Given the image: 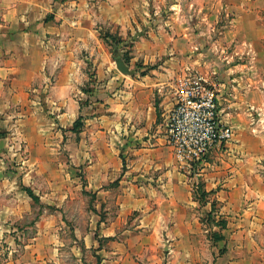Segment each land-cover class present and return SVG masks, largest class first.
I'll return each mask as SVG.
<instances>
[{"label":"crops","instance_id":"0c3cea01","mask_svg":"<svg viewBox=\"0 0 264 264\" xmlns=\"http://www.w3.org/2000/svg\"><path fill=\"white\" fill-rule=\"evenodd\" d=\"M197 1L199 32L170 21L148 39L120 0H0V210L5 222L29 210L19 186L80 213L69 251L37 245L34 264H264V0ZM211 33L234 136L199 167L198 192L165 139L166 86L194 67L193 50L209 66L214 44L193 40Z\"/></svg>","mask_w":264,"mask_h":264},{"label":"rangeland","instance_id":"374dc122","mask_svg":"<svg viewBox=\"0 0 264 264\" xmlns=\"http://www.w3.org/2000/svg\"><path fill=\"white\" fill-rule=\"evenodd\" d=\"M93 3L98 2L99 4L105 5L107 0H91ZM123 4L127 6L134 5L133 11L136 15V19L140 24L142 36H146L149 39L148 32L153 31L156 34L158 31H169V22H178V25L181 27L191 26L193 25L200 31L199 22L201 17L199 1L197 0H120ZM192 4H194L192 6ZM211 4H215L213 1ZM210 4V6H211ZM172 8V9H171ZM215 6H212V10L209 11V18L214 20L215 25L217 18L213 17V10H215ZM176 14V15H174ZM174 15V16H172ZM178 17L175 20V17ZM215 28V26H214ZM216 31V30H215ZM195 32V33H196ZM199 35V34H198ZM195 37V36H194ZM156 38H159L156 34ZM205 40L203 41L202 39ZM167 37H162L161 39L166 42ZM196 40H193L195 44L206 49L204 43L206 39L214 44L213 48L210 51L211 56H208L211 60L208 61L209 66H205L202 63V60H199V56L201 54V48L197 51L193 50V55L197 57V62L194 64L191 70H187L193 74H198L206 77L211 84V87L215 90V86L218 87L219 84H222L221 81L217 80V76L219 75V52H218V44L216 43V36L214 34H210L207 38L206 36H197ZM156 40V39H153ZM202 40V41H201ZM203 42V43H202ZM207 51H205L206 53ZM230 52V51H229ZM86 52L83 51L84 55ZM111 58L118 55L117 53H110ZM128 54H124L125 59H129ZM195 57V58H196ZM203 57H205L203 55ZM207 62V60H205ZM213 63V64H212ZM207 64V65H208ZM212 66H211V65ZM211 66V67H210ZM210 67V68H208ZM173 80L170 81V84L166 86L168 92H171V86L173 85ZM83 90H86V87H82ZM156 101V98L153 99ZM64 137H73L71 134H67ZM197 169L194 167L193 171L189 172V175L193 178L194 187L197 190L198 184H201V177L198 176L200 171L199 166L197 165ZM201 167V166H200ZM19 180V178L17 179ZM21 180V179H20ZM73 178L68 179L67 182L69 186L72 188L74 184ZM113 185V184H112ZM35 187V186H34ZM42 192H47L43 188H40ZM19 186L16 190L17 194L15 196L17 199V203L21 206H25V204H29V210H21L17 212V215L11 214V221L5 222L8 218V212L1 209L0 210V264H34L32 259H36L37 253L33 254V250H36L37 245L40 247L41 256L49 255L48 245L54 246V248L59 247V241L64 243L65 250L69 251L70 246L72 245V241L75 238L72 236L75 228H79L78 224V216L80 215L79 211L75 208L74 203H69L68 205L60 204V200L55 197L53 200L52 206H47L44 201L35 202L29 200L27 196L21 193ZM21 194V195H20ZM12 197V195H11ZM51 201V200H50ZM27 202V203H26ZM58 207L56 208V206ZM87 204H85L86 206ZM50 217L52 226H49L46 223L45 218ZM82 219H86L85 217ZM83 221L81 220V223ZM82 227V226H81ZM37 238V241L35 240ZM43 248V249H42ZM44 252H43V251ZM33 257V258H32ZM72 256L70 258H63L61 264H73ZM41 260V259H39ZM46 264H53L52 262H47Z\"/></svg>","mask_w":264,"mask_h":264},{"label":"built area","instance_id":"2783aa9c","mask_svg":"<svg viewBox=\"0 0 264 264\" xmlns=\"http://www.w3.org/2000/svg\"><path fill=\"white\" fill-rule=\"evenodd\" d=\"M171 89L165 139L179 168L189 174L212 152H224L234 132L222 120L217 92L206 77L188 72L175 79Z\"/></svg>","mask_w":264,"mask_h":264},{"label":"trees","instance_id":"16d2710c","mask_svg":"<svg viewBox=\"0 0 264 264\" xmlns=\"http://www.w3.org/2000/svg\"><path fill=\"white\" fill-rule=\"evenodd\" d=\"M125 59V58H124ZM127 60V59H126ZM81 127V119L79 118L78 120H76V122L74 123V125H73V128H72V130L73 131H76V130H78L79 128ZM198 184V192H199V190H200V184L199 183H197ZM24 190H25V192L27 193V195L33 200V201H35V202H39V199H38V197H36L33 193H32V191L30 190V189H27V188H24ZM198 198H199V200H200V202H202L203 201V195L201 194V193H198ZM211 214H209L208 216H210ZM217 225L218 226H220V228L221 229H223L224 227H225V223L223 222V221H218L217 222ZM212 239H213V241H218V240H221L222 239V237L221 236H219L218 234H214L213 236H212Z\"/></svg>","mask_w":264,"mask_h":264},{"label":"water","instance_id":"95a60500","mask_svg":"<svg viewBox=\"0 0 264 264\" xmlns=\"http://www.w3.org/2000/svg\"><path fill=\"white\" fill-rule=\"evenodd\" d=\"M116 69L124 75H134V71L129 70L128 66L122 60L120 56L115 57L114 59Z\"/></svg>","mask_w":264,"mask_h":264}]
</instances>
